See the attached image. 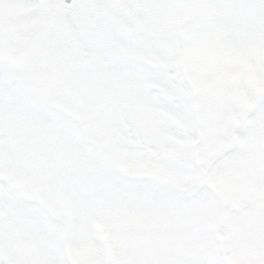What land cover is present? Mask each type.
<instances>
[{
	"label": "snow or ice",
	"instance_id": "snow-or-ice-1",
	"mask_svg": "<svg viewBox=\"0 0 264 264\" xmlns=\"http://www.w3.org/2000/svg\"><path fill=\"white\" fill-rule=\"evenodd\" d=\"M0 264H264V0H0Z\"/></svg>",
	"mask_w": 264,
	"mask_h": 264
}]
</instances>
